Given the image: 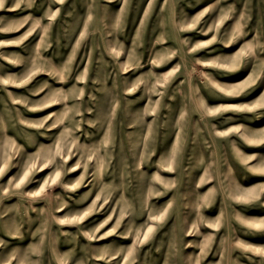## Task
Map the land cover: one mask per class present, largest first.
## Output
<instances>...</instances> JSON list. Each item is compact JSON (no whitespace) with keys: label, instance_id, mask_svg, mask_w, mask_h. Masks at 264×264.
Here are the masks:
<instances>
[{"label":"rangeland","instance_id":"1","mask_svg":"<svg viewBox=\"0 0 264 264\" xmlns=\"http://www.w3.org/2000/svg\"><path fill=\"white\" fill-rule=\"evenodd\" d=\"M0 264H264V0H0Z\"/></svg>","mask_w":264,"mask_h":264}]
</instances>
